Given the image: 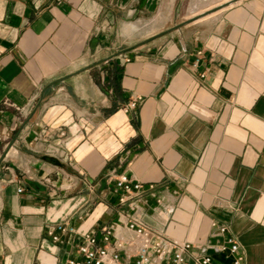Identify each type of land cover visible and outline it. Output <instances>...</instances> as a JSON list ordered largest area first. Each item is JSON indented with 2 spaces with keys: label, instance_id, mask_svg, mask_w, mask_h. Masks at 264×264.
Returning a JSON list of instances; mask_svg holds the SVG:
<instances>
[{
  "label": "crops",
  "instance_id": "obj_1",
  "mask_svg": "<svg viewBox=\"0 0 264 264\" xmlns=\"http://www.w3.org/2000/svg\"><path fill=\"white\" fill-rule=\"evenodd\" d=\"M181 2L0 0V264H65L79 236L49 227L115 223L122 173L155 231L202 244L224 225L243 264H264V0L108 53L124 22L172 20Z\"/></svg>",
  "mask_w": 264,
  "mask_h": 264
},
{
  "label": "built area",
  "instance_id": "obj_2",
  "mask_svg": "<svg viewBox=\"0 0 264 264\" xmlns=\"http://www.w3.org/2000/svg\"><path fill=\"white\" fill-rule=\"evenodd\" d=\"M197 53L202 55L200 51ZM128 61L129 57L121 55L122 64ZM137 102L130 101L124 111L135 109ZM33 107L34 102L27 107H17L21 121L28 118ZM47 153L52 157H63L64 150L60 144H49ZM114 183L115 192L120 194L119 206L123 209L119 211L116 222L103 226L100 234L97 230L79 234L69 220L49 227V235L54 242L60 243L61 234L79 236L75 255L68 258L65 264H222L216 259L217 255L229 260V264H243L240 242L227 226L213 224L211 239L207 243L196 244L170 238L144 223L146 203L140 197L142 183L125 173L118 174Z\"/></svg>",
  "mask_w": 264,
  "mask_h": 264
},
{
  "label": "rangeland",
  "instance_id": "obj_3",
  "mask_svg": "<svg viewBox=\"0 0 264 264\" xmlns=\"http://www.w3.org/2000/svg\"><path fill=\"white\" fill-rule=\"evenodd\" d=\"M210 1L211 0H209L207 3H209ZM207 3H202L200 0H182V2L180 3V6H179L180 10L178 9L179 15L174 17L172 20L168 19V21L167 20L164 21V26L161 27L160 29H158L157 32L160 33L162 31H166L168 28L174 27L177 24H180L182 21L188 20L187 18L192 16V14H194L193 13V11H194L193 5L194 4L196 6H198L200 4L199 6L201 7V6L206 5ZM197 11H199V10H197ZM156 19H157V17L153 18L152 20H147L145 23L148 24V25H151V24H153V22ZM194 20L195 19L192 20V22H191L192 24H195ZM143 21H145V20H141V21L140 20H138V21L134 20V21H127V22H134V23L139 22V23H141ZM125 23L126 22H124V24ZM124 24H122L121 27L119 26V28H117V30L114 32V35H113L112 39H113V41H116L117 44H116L115 47H111V49H110L111 51L108 52L109 54L113 51V52H115L116 55H119V54L125 53V52H127V51H129L131 49L139 48V46L146 45V44H140L141 41H144L145 39L150 38L151 33L150 34H147V33L143 34V32H139V33L136 32L133 35H128L127 36L124 33V27H123ZM187 27L189 29V26H187Z\"/></svg>",
  "mask_w": 264,
  "mask_h": 264
},
{
  "label": "bare ground",
  "instance_id": "obj_4",
  "mask_svg": "<svg viewBox=\"0 0 264 264\" xmlns=\"http://www.w3.org/2000/svg\"><path fill=\"white\" fill-rule=\"evenodd\" d=\"M202 3H207L209 0H200ZM241 0H211L209 3H207L204 6H195L193 5L194 11L192 16L188 17L187 19H195L194 23H202L209 21V19L213 17H217L221 15L225 10L228 8L233 7L234 5H237V3ZM197 2V1H196ZM199 2V1H198ZM200 3V2H199ZM166 7V6H165ZM188 7V6H187ZM199 10V11H197ZM168 18V17H167ZM168 21L165 17H157V19L153 22V24L148 25L143 21L141 23L137 22H126L124 27V33L128 35H133L136 32H143L150 34V38L156 35L158 32L157 30L164 26V21ZM141 21V20H140ZM160 31V30H159ZM148 39V38H147ZM146 40V39H145Z\"/></svg>",
  "mask_w": 264,
  "mask_h": 264
},
{
  "label": "water",
  "instance_id": "obj_5",
  "mask_svg": "<svg viewBox=\"0 0 264 264\" xmlns=\"http://www.w3.org/2000/svg\"><path fill=\"white\" fill-rule=\"evenodd\" d=\"M191 22H192V19H188V20L182 21L180 24H177V25L174 26V27L168 28L166 31H162V32H160V33L154 35V36L151 37V38H148V39H146V40H144V41H141L140 44H147V43H150V42L153 41V39L158 38V37H161V36H164V35H167V33L174 32V31H176V30H179V29H181V27H183V26H185V25H187V24H189V23H191ZM114 56H117V55L115 54ZM58 82H59V80L55 81L54 83H51L50 85H48V86L42 91V93H41V97H40V100H39V101H40V104H41L42 101H43V97H44L46 91H47L49 88H51L52 86H54L56 83H58Z\"/></svg>",
  "mask_w": 264,
  "mask_h": 264
}]
</instances>
